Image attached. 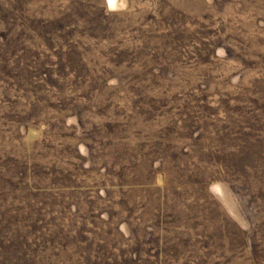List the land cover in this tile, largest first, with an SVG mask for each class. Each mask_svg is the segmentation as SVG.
Returning <instances> with one entry per match:
<instances>
[{"label": "rangeland", "instance_id": "1", "mask_svg": "<svg viewBox=\"0 0 264 264\" xmlns=\"http://www.w3.org/2000/svg\"><path fill=\"white\" fill-rule=\"evenodd\" d=\"M0 264H264V0H0Z\"/></svg>", "mask_w": 264, "mask_h": 264}, {"label": "bare ground", "instance_id": "2", "mask_svg": "<svg viewBox=\"0 0 264 264\" xmlns=\"http://www.w3.org/2000/svg\"><path fill=\"white\" fill-rule=\"evenodd\" d=\"M110 1H112V0H110ZM114 1V0H113Z\"/></svg>", "mask_w": 264, "mask_h": 264}]
</instances>
